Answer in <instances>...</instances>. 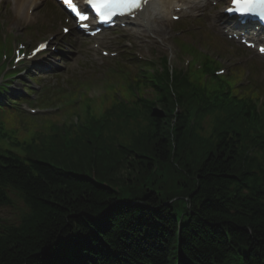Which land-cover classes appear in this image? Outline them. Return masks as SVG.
I'll list each match as a JSON object with an SVG mask.
<instances>
[{
    "label": "trees",
    "instance_id": "trees-1",
    "mask_svg": "<svg viewBox=\"0 0 264 264\" xmlns=\"http://www.w3.org/2000/svg\"><path fill=\"white\" fill-rule=\"evenodd\" d=\"M158 101L165 112L148 109L140 122L108 111V136L74 148L85 155L82 166L97 157L93 166L107 171L110 129H125L133 141L125 164L131 175H148L144 188L116 190L102 170L85 176L73 159L0 162V264H122L143 256L152 264H264V149L255 145L256 127L237 130L217 111L205 126L193 103L172 122L169 108L183 99ZM165 167L169 182L157 186L151 176ZM15 200L20 214L4 220L1 209Z\"/></svg>",
    "mask_w": 264,
    "mask_h": 264
},
{
    "label": "rangeland",
    "instance_id": "rangeland-1",
    "mask_svg": "<svg viewBox=\"0 0 264 264\" xmlns=\"http://www.w3.org/2000/svg\"><path fill=\"white\" fill-rule=\"evenodd\" d=\"M217 10H218V8L211 9V10L207 9L203 15V22L193 21L192 25L195 26L196 24L203 23V26L210 28L212 33L221 34L218 27L211 23V17L217 12ZM0 16H6V18L3 21L7 25H12L13 32H14L15 36H17L18 38H22L27 43H33L34 44L35 41H37V40H34L32 38L33 31L32 32L26 31L24 21L17 20L12 16L8 2H1L0 3ZM164 26H165V28L163 30H164L165 34L168 33L169 31L174 32L176 30L175 24L170 22V21H166ZM198 29L199 28H196V30H198ZM35 34L37 35V32ZM172 40L175 42L174 39H172ZM172 47H173V42L171 41V39H168V42L166 45H164V44L160 45V44L156 43V45H154V47H153V43L148 42L147 44H143L141 48L143 50L144 55L147 57L148 56L150 57L152 54H155L158 56L163 55L165 52L171 51L170 49ZM75 52H76L75 54L73 53L72 55L68 56L69 58H68V61L66 62V65H65L66 66L65 75H64L65 81H63V83L68 86V81H67L68 77H71L73 79L87 78L93 82L92 85L90 86L89 81H83V82L90 86L89 90H90V94L93 96V98L81 96L80 100H77L76 97L74 96V107L71 104V102L68 100H65L61 103L50 105L51 107L60 108L62 110V115L60 118H57L54 114H51V113L39 116L37 121H38V124L41 126H49L50 124H52L53 122H56L58 120H64V121L70 122L72 119H74V123H75V121H77V118L79 116L81 117V119H83L81 116V112L84 110V106L87 103H91V104L101 103L100 109L103 106L102 102L104 101V98L102 96H96V95H98V94L102 95L103 94L102 88H104V84L101 82V79L103 78V74H102L101 69H104V68L100 67L94 61L90 60L85 53L79 54L77 51H75ZM245 57L246 56H243L242 59H244ZM171 63L174 65H179V66L181 65L180 62L176 61L174 58L171 59ZM263 65H264V62H261L258 60L257 66L261 67ZM226 66L228 68H231L232 60H230L226 64ZM115 67H117V65ZM194 67L195 66L192 65L191 70L196 73ZM239 73L243 74V70H241ZM222 78H224V76H222ZM256 82L261 83V85H260L261 87L254 86L252 91L261 92V89H259V88L264 87V78H262V76L261 77L259 76L256 78ZM54 84L57 85L56 82H54ZM82 91L86 92L87 88H83ZM106 108H107V104H105L103 110H105ZM0 121L2 123H4L5 129L16 126L18 123L21 122L20 119L12 120V118L7 116V115H0ZM25 121L28 124H32L34 122L32 116H26V119H24L23 122H25ZM202 126H204V125L202 124ZM110 130H111V132L113 131V134L109 135L108 143L114 149V156L111 159V161H107V165H108L107 171L104 170V168L102 167L101 164H100L101 169H99L100 167H98L99 161H97V157H92V158L87 159L86 161H83V166H82L81 165L82 160H83L82 157H85V155L81 154V153H77L74 155V168L78 169L85 176H89V177H95L97 175L96 172H98L99 170H102L103 174L106 176V181L107 182L109 181L110 183H113V184H118L116 186L114 185V187L116 188V190H119V191H124V190L130 189V188H132V189L144 188L145 184H144L143 180H144V177L148 176V175L147 174L143 175V173H142V175L139 174L137 176L131 175L129 170L126 167V164H125V158H127L128 155H125V153H123V151H125L126 147H130V143L131 142L133 143V141L129 140V137L127 136V132L125 129L112 128ZM114 132L116 134H114ZM8 135L10 137V141H5L2 138H0V150L4 151V152L6 150H10V151L17 152V153L24 155L26 152L23 151V153H22L20 150L22 147L15 143V140H16L15 134L13 132H11ZM43 136L49 137L50 133L46 132V133H44ZM104 136L107 137L108 134L104 133ZM31 140H32V136L29 137V142H31ZM132 147H133V145L130 148H132ZM111 157H112V152H111ZM130 158L131 157H128L126 160L129 161ZM100 160L104 161V160H106V158L100 157ZM92 162H96V163H98V165L93 166ZM110 170H112V171H110ZM141 170H143V169H141ZM170 170H171L170 167H165L161 170H156L155 173L151 176L153 183L158 186L159 184L163 185V184L169 182V179H167V177L170 175V174H168ZM108 171H110V172H108ZM128 180H131L134 183L132 185H128L127 184Z\"/></svg>",
    "mask_w": 264,
    "mask_h": 264
},
{
    "label": "snow or ice",
    "instance_id": "snow-or-ice-1",
    "mask_svg": "<svg viewBox=\"0 0 264 264\" xmlns=\"http://www.w3.org/2000/svg\"><path fill=\"white\" fill-rule=\"evenodd\" d=\"M144 0H86V3L91 6L96 15L102 21L111 20L115 16L132 15L135 10H138ZM69 7L76 13L80 20H87L88 17L77 8L73 0H64ZM229 13L239 14L243 16H255L264 20V0H230V6L226 9ZM86 27V25H85ZM67 31V29H65ZM46 47L41 44L36 52H40ZM264 51V49H261Z\"/></svg>",
    "mask_w": 264,
    "mask_h": 264
},
{
    "label": "bare ground",
    "instance_id": "bare-ground-1",
    "mask_svg": "<svg viewBox=\"0 0 264 264\" xmlns=\"http://www.w3.org/2000/svg\"><path fill=\"white\" fill-rule=\"evenodd\" d=\"M173 2L170 0H154L150 6L149 10L151 14L156 13L159 16H167L169 13V5ZM164 32L160 31V34L162 35ZM102 112V111H101Z\"/></svg>",
    "mask_w": 264,
    "mask_h": 264
}]
</instances>
